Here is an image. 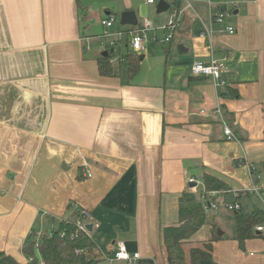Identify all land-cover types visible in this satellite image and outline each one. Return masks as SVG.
Instances as JSON below:
<instances>
[{
	"label": "crops",
	"instance_id": "obj_1",
	"mask_svg": "<svg viewBox=\"0 0 264 264\" xmlns=\"http://www.w3.org/2000/svg\"><path fill=\"white\" fill-rule=\"evenodd\" d=\"M117 1L122 12L157 3ZM187 1L191 8L170 0L160 12L182 9L173 35L182 48L170 41L146 69L142 53L129 79L123 62L116 75H100L97 58L108 47L83 25L76 0H0V251L25 263L31 234L84 221L85 210L95 230L116 225L108 250L123 241L139 254L132 264H168L160 230L178 221L179 195L198 192L209 173L225 182L227 193L218 195L227 197L226 181L243 174L245 160H264V0ZM217 12L225 14L221 23ZM110 47L119 55L120 39ZM211 55L227 57L224 87L190 73ZM248 176L264 189L259 176ZM92 239L98 264L104 258ZM222 239L212 242L211 258ZM227 247L229 255L212 262L264 264L263 238Z\"/></svg>",
	"mask_w": 264,
	"mask_h": 264
},
{
	"label": "trees",
	"instance_id": "obj_2",
	"mask_svg": "<svg viewBox=\"0 0 264 264\" xmlns=\"http://www.w3.org/2000/svg\"><path fill=\"white\" fill-rule=\"evenodd\" d=\"M78 9L82 7L81 0H76ZM124 51L115 54V47L106 49L107 55L97 58V67L100 75L113 76L120 69L121 62L126 63L127 78H133L139 71V56L124 45ZM117 58V62L112 59ZM234 94L233 92L231 95ZM202 184L205 191L227 193V185L214 175L204 173ZM212 197L215 200L218 196ZM206 192L183 191L178 197V221L171 225L162 226L161 239L164 244L168 264H199L201 260L211 259L212 242L223 237L217 233L214 222L209 223L210 237L201 246H192L186 258L183 245L204 225L206 211L201 201ZM226 198V197H225ZM235 239L240 248H243L247 239L263 238L264 234L257 232L255 226L264 223V209L253 208L250 211L234 210ZM32 237L22 248L27 261L22 263L12 255L0 251V264H37L38 256L42 264H96L97 245L91 234L79 229L76 222L61 220L57 227L41 235L31 234ZM35 237V238H34ZM38 256H37V255Z\"/></svg>",
	"mask_w": 264,
	"mask_h": 264
},
{
	"label": "rangeland",
	"instance_id": "obj_3",
	"mask_svg": "<svg viewBox=\"0 0 264 264\" xmlns=\"http://www.w3.org/2000/svg\"><path fill=\"white\" fill-rule=\"evenodd\" d=\"M158 1V0H157ZM166 2L170 0H165ZM169 3V2H168ZM82 7L84 9H81L80 16L81 20L83 22V25L86 26V29L93 34V36H97L100 40L99 46L100 47H110L109 40L107 39V36L109 33H113L114 31L118 30H126V28L130 27V25H121L120 24V15L122 13L121 10V4L117 0H82ZM134 7H137L136 10H133L136 14V18L138 22H142L143 20L147 19L150 20L154 27H156L153 30H150L148 32L149 35L156 34L158 37H162L165 32L160 29V26L163 25L169 17L170 12H168V15L166 16L165 13H157L156 12V6H137V4H134ZM113 10L112 14H114L115 22L113 27H105L100 24L99 18L107 16L106 9ZM173 10V9H172ZM166 16V17H165ZM123 33L119 35L118 37L120 39V45L122 46V51L124 49V44L126 42V38L128 37L127 33L125 31H122ZM176 39L174 36L171 39V45H174L175 47ZM163 45H149L147 46L146 50L143 52L146 53L148 56V62L147 64L143 65V68L146 69L147 65H151L154 67L155 63L158 60L159 55L162 54ZM179 45V44H176ZM107 48V49H108ZM118 49L115 48V54H117ZM142 61V60H141ZM141 63V62H140ZM139 63V71L141 64ZM144 69H141L144 70ZM138 71V72H139ZM138 75V73H137ZM234 139V138H232ZM242 170L244 171L243 174H240L238 177L230 178L227 180V184L230 187V194L227 195V197H223L222 195H218L216 198V204L217 208H209L206 210V220L204 225L194 234L192 244L200 245V241L203 240L207 234H208V227L209 223L214 222L217 226V230L220 229L221 231H224L223 239L221 245V254L220 252L216 251V246L213 247L214 254L211 259L220 261V258L222 257V254L227 256L229 255V248L227 247L228 244H234L235 239V231H234V223H233V217L234 213L232 210L227 209L226 205L228 203L232 204H238L241 207V211L245 212L247 208L249 207H256V208H263V202L259 198V196L256 193L250 192L247 193V189L251 187L250 179L248 174H253L255 176H259L260 181L262 184H264V160L263 159H250L248 161L245 160V162L242 164ZM260 183V185H261ZM198 192H208L204 190V187L197 183ZM202 188V189H201ZM194 188H192L193 190ZM194 191V190H193ZM208 199V197L206 198ZM206 199L204 200L203 196L201 198L202 203H205ZM59 222L56 224L58 226ZM116 225L108 224L106 227L103 226L99 229H93L92 230V236H94V239L99 245L101 255L104 259L100 261L98 264H117L113 262L112 257L114 254L113 250H108L107 246H109V243L111 240L116 239L112 238L115 236ZM44 231H47L45 229ZM112 238V239H111ZM249 251H253V255L256 252V250H250L247 248V250H243L244 254H248ZM219 252V254H218ZM217 264V262H214ZM37 264H42L41 260L38 259Z\"/></svg>",
	"mask_w": 264,
	"mask_h": 264
},
{
	"label": "built area",
	"instance_id": "obj_4",
	"mask_svg": "<svg viewBox=\"0 0 264 264\" xmlns=\"http://www.w3.org/2000/svg\"><path fill=\"white\" fill-rule=\"evenodd\" d=\"M145 2L150 4V3H154L155 0H145ZM186 2H187V7L191 8V3L187 0ZM182 14H183L182 9L179 8L170 11L168 20L163 25L160 26V29H162L165 32V34L162 37H158L156 34H152V35L148 34L150 30L156 28L153 26L150 20L145 19L140 23L138 22L136 25H130V27H128L125 30V33H127L128 35L127 37L128 47L136 54H142L146 50L147 46H149L150 44L151 45L168 44L171 41L175 31L180 25ZM224 15H225L224 12H217L214 16V19L217 22L221 23L223 22ZM114 22H115V17L114 14L112 13L107 14V16H105L100 20V23L105 27H111L114 24ZM225 28L228 32L234 31L233 26H226ZM122 33H123L122 31L109 33L108 37L111 38L109 42L110 46L115 45L116 41L117 42L119 41V39H116L115 37H118ZM226 61H227V57L225 56L221 58H215L212 55L208 62L195 60L190 66V73L194 76H209L213 79L215 86L224 87L226 85V81L223 75L226 73ZM216 111L220 112L219 109H217ZM201 112H203V110H201ZM224 133L226 134L227 139H232L235 137L233 132L228 126L224 127ZM83 174H85L86 176H91L90 172L86 170L83 171ZM193 180H194L193 178H190L189 182H193ZM263 190H264L263 188L258 187L256 185H252L249 189H247L248 192L250 191L256 193L259 196V198L263 202V208H264ZM206 193L207 196L205 197L203 196L204 200L208 197L205 203H203L205 211L208 210L209 208L216 209L217 208L216 199L212 200L211 198L216 196L218 192L208 191ZM226 207L227 209L232 211L241 209L240 205L232 204V203H228ZM81 214H82V218H84L85 220L76 222V225L79 229L90 234L91 232L86 230L85 225L87 223H90L92 225V230H93L98 227V222L93 221L92 217H90L89 213L85 210L81 211ZM255 230L257 232L264 234V223L256 225ZM115 246H116V250L113 256V259L115 260H124L127 262V264H132V261L139 257L138 252H134L132 254L129 253L123 241H117Z\"/></svg>",
	"mask_w": 264,
	"mask_h": 264
},
{
	"label": "water",
	"instance_id": "obj_5",
	"mask_svg": "<svg viewBox=\"0 0 264 264\" xmlns=\"http://www.w3.org/2000/svg\"><path fill=\"white\" fill-rule=\"evenodd\" d=\"M170 8V3L166 2L165 0H158L156 3V12L160 13L163 11H166L167 9ZM138 23V20L136 18V14L133 10H125L121 13L120 15V24L121 25H136ZM179 50L182 48V45L178 46ZM103 56L107 55V51H103L102 52ZM143 55L140 54L139 59L142 60ZM190 187L195 186L194 183H190L189 184ZM85 228L87 231L91 232L92 231V225L90 223H87L85 225ZM217 233L220 235L222 234V231L220 229L217 230ZM199 264H216L214 262H212V260L210 259H206V260H201L199 262Z\"/></svg>",
	"mask_w": 264,
	"mask_h": 264
}]
</instances>
